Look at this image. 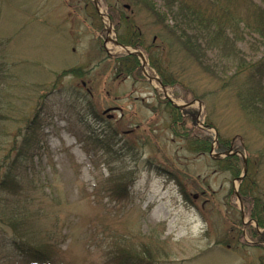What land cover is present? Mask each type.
<instances>
[{"label":"rangeland","instance_id":"rangeland-1","mask_svg":"<svg viewBox=\"0 0 264 264\" xmlns=\"http://www.w3.org/2000/svg\"><path fill=\"white\" fill-rule=\"evenodd\" d=\"M151 1L165 19L130 0H0V264H18L28 248L52 264H112L117 254L142 264H264L255 236L264 223L249 218L253 198L264 209V106L250 102L264 100V40L253 32L264 2L179 0L221 33L200 40L197 59L185 43L194 32L175 33L162 0ZM109 5L139 29L151 79L141 65L140 78L119 74ZM149 56L172 88L162 89ZM167 98L189 105L182 118L196 111L188 127L213 136L208 152L172 133ZM106 128L119 143L111 157L92 137ZM220 139L242 147L237 176L226 159L234 153L215 152ZM244 168L253 181L246 205Z\"/></svg>","mask_w":264,"mask_h":264},{"label":"trees","instance_id":"trees-1","mask_svg":"<svg viewBox=\"0 0 264 264\" xmlns=\"http://www.w3.org/2000/svg\"><path fill=\"white\" fill-rule=\"evenodd\" d=\"M130 1L133 3V5L139 6L149 11L150 14L156 17L158 20L165 19V14L159 16V13L156 11L155 6L151 0H130ZM162 2L164 8L166 9L167 15H170V17L172 16L175 22L178 23L177 26L172 28L175 33L179 32L182 37L186 35L185 31L181 29L182 25L183 27L185 25L190 29V31L194 32L192 35L190 34V36L186 37L185 43L190 47H192L195 53V54L193 53L192 55L195 57L197 56L196 57L197 59L203 56V48L202 46H200L201 39H203L207 43V39L218 40L219 37H221V33L220 31H218V28L216 29L210 22L206 23V20L203 19L202 17L203 16L202 13H197L191 8L190 10L189 8H187V6L183 5L182 2H180L179 0H162ZM173 8H175V11ZM260 11H261L259 12L260 25L256 29H253V32L256 33L259 36V38L264 40V10H260ZM109 14H110L109 15L110 19L114 25L115 31L118 33L117 43L126 47H131L133 49L143 50L146 52L143 45L142 35L139 29L137 28L135 22L133 21V19H131V17H127L123 15L121 10H119V8L116 6L109 5ZM120 29L122 30L121 33L118 32ZM113 60H114V64L117 63L116 66L118 67V69H121L119 70V74H122L121 72L123 71L125 75L128 76L134 75V77L140 78L139 70L141 66H139L140 64L138 63V60L134 56L129 55L127 53H122L121 55H118L115 58H113ZM149 62L152 67L160 69V67H158L157 63L155 62L154 57L149 56ZM70 72L71 73L78 72V70H71V71L69 70V73ZM159 75L161 76V80H160L161 85L164 88H172L174 84L173 77L171 75H167L166 73H164L162 69H160ZM261 77H264V73L263 76ZM163 102L170 108L169 114L171 115V120H172L171 123L172 125L170 126V128L172 133H174L176 137L184 139L188 143L189 148L191 150H195L199 154L208 152L214 143L213 136L208 135L207 133H205V131L204 132L195 131L191 127V125L188 127V125L195 119L196 111L185 110L183 112L186 115L185 116L186 119H185L181 117L182 114L179 112L180 111L179 109L173 107L168 101L166 102L163 101ZM244 102L247 103L245 99ZM250 102L252 103L251 106H253V108H256L254 106H257L258 104L261 105L262 107L264 106V100L258 94L251 97ZM247 106L250 105L249 104L246 105L245 110H247ZM205 127L208 128V125ZM179 128H181L180 131ZM92 134H93L92 135L93 139H95L94 141L96 143V148L102 150L103 152L105 151L106 155L110 157L113 156L115 143L119 144L115 140V136L110 131H108L107 128L101 130L100 132H94ZM241 150L242 147H240L239 145L235 146L234 144L229 143V141H223L221 139L218 141L215 147V152L218 155H222L230 151L234 153L226 157L227 161H233L232 163L235 166L234 176H237L238 172L241 170L240 167L241 160L235 156L236 153L241 152ZM4 180L5 177L3 176L1 181ZM240 182H241V186L243 185V189L240 190L239 198L242 200V203H245L246 205L248 202L250 203V201L253 198L249 189L250 187L253 186V181L251 180V177L247 170L245 176L242 178ZM9 189H12L15 192L14 187H9ZM121 190H124V188L123 187L118 188V194L121 192ZM246 200L247 202H244ZM258 202H260L258 198H253V208L249 213V218L255 220L256 223L262 227L264 223V209H262L263 206H261L260 203ZM255 236H257V238L259 237L261 241H264V236H258V235ZM28 249L29 250L21 251L20 254L18 253L17 255L18 264H52L50 259L45 258L46 256H44L40 252L31 250L30 248ZM30 251H33L34 254H31ZM127 255L117 254L116 256H112L111 261L114 264H142L140 260H137L136 258ZM0 261H2V259H0Z\"/></svg>","mask_w":264,"mask_h":264},{"label":"water","instance_id":"water-1","mask_svg":"<svg viewBox=\"0 0 264 264\" xmlns=\"http://www.w3.org/2000/svg\"><path fill=\"white\" fill-rule=\"evenodd\" d=\"M93 2L96 4L97 0H93ZM118 46L121 47V48H122L124 51H126L128 54L139 56V57L142 59V61H144L143 56H142L141 53L136 52V51H132V52H131V51H129V50H128L126 47H124V46H120V45H118ZM163 93H165V92L163 91ZM168 100H169V99H168ZM169 102H170L175 108H178V109H183V108L189 106V105L179 106V105H177V104H174L171 100H169ZM245 173H246V170H245V168H244V169H243V172H242V176L239 177L237 180L241 181L242 178L245 176Z\"/></svg>","mask_w":264,"mask_h":264},{"label":"bare ground","instance_id":"bare-ground-1","mask_svg":"<svg viewBox=\"0 0 264 264\" xmlns=\"http://www.w3.org/2000/svg\"><path fill=\"white\" fill-rule=\"evenodd\" d=\"M120 49V48H119Z\"/></svg>","mask_w":264,"mask_h":264}]
</instances>
